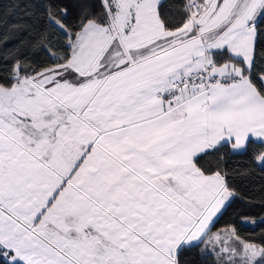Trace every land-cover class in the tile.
<instances>
[{
    "label": "snow or ice",
    "instance_id": "1",
    "mask_svg": "<svg viewBox=\"0 0 264 264\" xmlns=\"http://www.w3.org/2000/svg\"><path fill=\"white\" fill-rule=\"evenodd\" d=\"M21 12L3 24L19 47L0 54V264H186L197 248L264 264L235 225L211 232L238 193L208 159L258 143L264 173V0Z\"/></svg>",
    "mask_w": 264,
    "mask_h": 264
},
{
    "label": "trees",
    "instance_id": "2",
    "mask_svg": "<svg viewBox=\"0 0 264 264\" xmlns=\"http://www.w3.org/2000/svg\"><path fill=\"white\" fill-rule=\"evenodd\" d=\"M54 3L67 2V0H53ZM28 3V0H0V54L14 50L19 47L12 33H7L9 42L5 45L3 36L5 35L3 24L16 23L22 15L21 9ZM19 4L20 7H15ZM69 23L73 22V16L68 17ZM24 55L29 57L34 64L43 65L48 62V57L43 52L24 48ZM10 64L0 57V77L8 70ZM262 150L258 143L251 144L244 154H229L222 149L223 161L218 157H209L215 166L217 163L227 172L229 183L237 191L238 195L233 199L231 206L225 211L211 229L217 232L229 224L235 225L242 240L257 244H264V222H257L253 227L241 224V216L258 220L264 217V173L259 171L251 172L250 164L254 152ZM204 247L203 244L200 246ZM186 264H215L211 256H205L200 249H193L186 253L184 257Z\"/></svg>",
    "mask_w": 264,
    "mask_h": 264
},
{
    "label": "rangeland",
    "instance_id": "3",
    "mask_svg": "<svg viewBox=\"0 0 264 264\" xmlns=\"http://www.w3.org/2000/svg\"><path fill=\"white\" fill-rule=\"evenodd\" d=\"M252 220V219H251ZM262 220H264V217L263 218H260V219H258V220H255V224L257 223V222H262ZM255 224H252V223H248V224H245V225H248V226H254ZM209 247H211V245H209Z\"/></svg>",
    "mask_w": 264,
    "mask_h": 264
},
{
    "label": "crops",
    "instance_id": "4",
    "mask_svg": "<svg viewBox=\"0 0 264 264\" xmlns=\"http://www.w3.org/2000/svg\"><path fill=\"white\" fill-rule=\"evenodd\" d=\"M212 233H216V232H212ZM211 234V233H210ZM207 239V238H206Z\"/></svg>",
    "mask_w": 264,
    "mask_h": 264
}]
</instances>
